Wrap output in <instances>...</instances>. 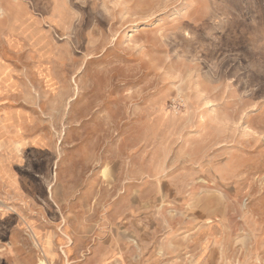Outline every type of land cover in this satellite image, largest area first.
Here are the masks:
<instances>
[{
	"label": "rangeland",
	"instance_id": "374dc122",
	"mask_svg": "<svg viewBox=\"0 0 264 264\" xmlns=\"http://www.w3.org/2000/svg\"><path fill=\"white\" fill-rule=\"evenodd\" d=\"M0 9V264H264V0Z\"/></svg>",
	"mask_w": 264,
	"mask_h": 264
},
{
	"label": "crops",
	"instance_id": "0c3cea01",
	"mask_svg": "<svg viewBox=\"0 0 264 264\" xmlns=\"http://www.w3.org/2000/svg\"><path fill=\"white\" fill-rule=\"evenodd\" d=\"M1 10V9H0Z\"/></svg>",
	"mask_w": 264,
	"mask_h": 264
}]
</instances>
